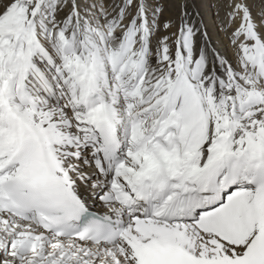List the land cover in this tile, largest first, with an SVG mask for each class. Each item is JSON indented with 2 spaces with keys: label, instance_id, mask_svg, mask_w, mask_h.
<instances>
[{
  "label": "snow or ice",
  "instance_id": "snow-or-ice-1",
  "mask_svg": "<svg viewBox=\"0 0 264 264\" xmlns=\"http://www.w3.org/2000/svg\"><path fill=\"white\" fill-rule=\"evenodd\" d=\"M224 7L231 60L187 0H0V264H264V0Z\"/></svg>",
  "mask_w": 264,
  "mask_h": 264
},
{
  "label": "bare ground",
  "instance_id": "bare-ground-1",
  "mask_svg": "<svg viewBox=\"0 0 264 264\" xmlns=\"http://www.w3.org/2000/svg\"><path fill=\"white\" fill-rule=\"evenodd\" d=\"M165 3L170 4L171 0H165ZM187 3L193 19L206 28L214 45L226 58L231 60L233 49L228 33L223 30L226 0H187ZM172 12L175 18L176 9H172Z\"/></svg>",
  "mask_w": 264,
  "mask_h": 264
}]
</instances>
